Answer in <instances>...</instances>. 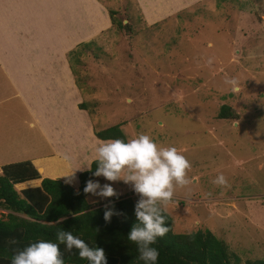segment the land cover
<instances>
[{
    "label": "rangeland",
    "instance_id": "374dc122",
    "mask_svg": "<svg viewBox=\"0 0 264 264\" xmlns=\"http://www.w3.org/2000/svg\"><path fill=\"white\" fill-rule=\"evenodd\" d=\"M88 4L83 27L96 34L67 58L93 134L118 124L126 142L146 134L158 147L175 146L191 168L189 183L173 181L172 200L157 202L167 207L172 231L210 230L231 264L264 261V0ZM108 10L124 26L112 24ZM222 104L236 118H217ZM131 171L115 180L98 175L99 187L86 195L90 206L108 199L99 194L105 185L111 198L146 199L122 178ZM221 173L228 186L212 183Z\"/></svg>",
    "mask_w": 264,
    "mask_h": 264
},
{
    "label": "crops",
    "instance_id": "0c3cea01",
    "mask_svg": "<svg viewBox=\"0 0 264 264\" xmlns=\"http://www.w3.org/2000/svg\"><path fill=\"white\" fill-rule=\"evenodd\" d=\"M88 2L0 0V167L29 160L40 178L67 179L74 189L78 173L97 158L98 146L111 140H98L88 114L78 107L81 94L67 58L74 45L96 34L95 27H83ZM75 3L80 5L73 10ZM37 161L51 172H41ZM72 170L73 176H63Z\"/></svg>",
    "mask_w": 264,
    "mask_h": 264
},
{
    "label": "trees",
    "instance_id": "16d2710c",
    "mask_svg": "<svg viewBox=\"0 0 264 264\" xmlns=\"http://www.w3.org/2000/svg\"><path fill=\"white\" fill-rule=\"evenodd\" d=\"M113 14L114 11L108 10L111 23L124 26L113 19ZM78 107L84 109L86 105L81 102ZM216 117L234 119L236 113L222 104ZM94 135L102 140L121 139L126 142L118 124L96 130ZM42 162L37 161L36 166L41 172L50 173L48 165ZM100 166L99 160L93 159L87 169L78 173V186L74 189L58 178H40L29 160L1 165L0 264H11L15 251L31 243L39 240L56 242L60 230L71 232L92 248H102L107 264H144L139 259L137 246L127 240L131 228L138 225L135 210L142 199L129 194L108 197L95 207L86 200L84 189L88 181L98 176L95 173ZM32 179L40 180L35 186L15 188V184ZM156 206L161 215H165V226L169 228L168 233L158 237L152 245L159 251L156 264H231L226 245L210 230L175 233L171 229L169 215L158 204ZM106 211L112 212L108 220L105 219ZM81 212L84 215H79ZM60 251L64 264H89L87 260L80 259L76 249L69 253L64 245H60ZM255 263L264 264V261Z\"/></svg>",
    "mask_w": 264,
    "mask_h": 264
},
{
    "label": "clouds",
    "instance_id": "9594fccd",
    "mask_svg": "<svg viewBox=\"0 0 264 264\" xmlns=\"http://www.w3.org/2000/svg\"><path fill=\"white\" fill-rule=\"evenodd\" d=\"M211 62L209 59L208 63L211 64ZM225 84H230L234 92L239 90L238 81L234 78H226ZM96 151L101 166L95 175L103 174L106 179L115 180L126 167L132 170L130 174L122 178L126 182L135 181L136 191L146 199H142L136 206L135 215L138 225L131 228L127 240L137 246L139 259L144 261V264H156L159 251L152 245L157 242L158 237L165 236L169 231V228L165 226V215H161L156 205L158 201H164L167 204L172 200L173 181L180 186L189 183L185 177L191 168L190 162L175 146L158 147L146 134H140L127 142L121 139L110 140L98 146ZM73 175L74 170L63 176ZM65 182L69 181L66 179ZM212 183L216 186H228V181L222 173ZM98 187V183L88 181L84 192L95 193ZM99 194L110 197L114 195V190L110 185H105ZM166 211L167 207H165ZM79 215L84 213L81 212ZM111 215V211H106L105 219L108 220ZM60 245H64L69 253L73 249L78 250L80 259L87 260L89 264H107L102 248H92L83 239L63 230L57 232L56 242L39 240L22 250L15 251L11 264H64Z\"/></svg>",
    "mask_w": 264,
    "mask_h": 264
}]
</instances>
